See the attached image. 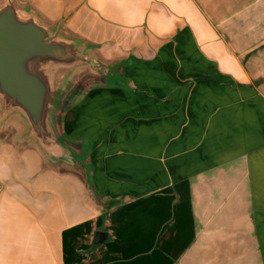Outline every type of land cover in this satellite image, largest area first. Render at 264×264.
<instances>
[{
	"label": "crops",
	"instance_id": "1",
	"mask_svg": "<svg viewBox=\"0 0 264 264\" xmlns=\"http://www.w3.org/2000/svg\"><path fill=\"white\" fill-rule=\"evenodd\" d=\"M16 2L99 66L54 121L76 167L0 110V264H264V0Z\"/></svg>",
	"mask_w": 264,
	"mask_h": 264
},
{
	"label": "water",
	"instance_id": "2",
	"mask_svg": "<svg viewBox=\"0 0 264 264\" xmlns=\"http://www.w3.org/2000/svg\"><path fill=\"white\" fill-rule=\"evenodd\" d=\"M98 66L89 49L64 36L60 26H48L16 0H0V110L4 120L15 117L25 124V138L50 162L74 164L53 114L76 75ZM106 237L97 232L93 244Z\"/></svg>",
	"mask_w": 264,
	"mask_h": 264
},
{
	"label": "rangeland",
	"instance_id": "3",
	"mask_svg": "<svg viewBox=\"0 0 264 264\" xmlns=\"http://www.w3.org/2000/svg\"><path fill=\"white\" fill-rule=\"evenodd\" d=\"M82 72H84V71H82ZM81 72V73H82ZM80 72L76 75V77H75V79L73 80V81H75L77 78H78V76H79V74H81ZM86 78H87V75H86ZM85 78V80L83 79V81L81 80V82H82V84H85V85H89V81H88V79H86ZM73 84V83H72ZM64 96V95H63ZM61 102H62V97H61V99H60V102L58 103V106H57V108H56V110L54 111V114H53V124H54V121H55V118H57V114L59 113V111H61ZM55 125V124H54ZM55 127V126H54ZM68 165V164H67ZM69 166H71V167H76V164H73V165H69Z\"/></svg>",
	"mask_w": 264,
	"mask_h": 264
},
{
	"label": "trees",
	"instance_id": "4",
	"mask_svg": "<svg viewBox=\"0 0 264 264\" xmlns=\"http://www.w3.org/2000/svg\"><path fill=\"white\" fill-rule=\"evenodd\" d=\"M195 79H201V80H206V81H209L210 79L209 78H206V77H203V76H199V75H195ZM74 161L78 162V159L77 158H74Z\"/></svg>",
	"mask_w": 264,
	"mask_h": 264
}]
</instances>
